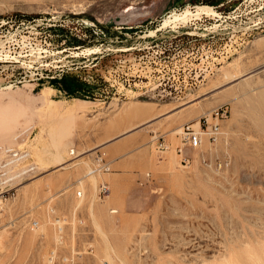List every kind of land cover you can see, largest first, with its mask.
<instances>
[{
    "label": "rangeland",
    "instance_id": "1",
    "mask_svg": "<svg viewBox=\"0 0 264 264\" xmlns=\"http://www.w3.org/2000/svg\"><path fill=\"white\" fill-rule=\"evenodd\" d=\"M197 5L214 14L165 24ZM216 108L214 139L176 152L182 127L203 130ZM137 110L149 122L124 133ZM117 138L120 154L165 163L136 179L146 207L132 218L98 207L103 172L88 173ZM4 145L36 169L3 222L38 225H0V264H264V0H0ZM47 196L75 233L63 247Z\"/></svg>",
    "mask_w": 264,
    "mask_h": 264
},
{
    "label": "built area",
    "instance_id": "2",
    "mask_svg": "<svg viewBox=\"0 0 264 264\" xmlns=\"http://www.w3.org/2000/svg\"><path fill=\"white\" fill-rule=\"evenodd\" d=\"M224 111L218 108L214 109L211 113V117L214 119L213 122H208L207 119H203V130L194 129L191 125H184L182 131L179 133L180 143L176 146V152L183 154L184 148L195 149L202 144L203 136L207 135V138L214 139V135L218 133L219 130V120L223 118ZM167 145L164 140L158 141L157 148L159 150L167 149ZM181 161L187 164L188 157H183ZM95 163L92 164V169L88 173L95 172H106L109 170V162L103 157H96ZM36 166L32 162L30 151L24 145L16 146H0V225L2 223H7L9 226H19L20 217L25 215L26 225L29 228H35L38 225V221L35 220L29 212L20 213L17 216L3 222L4 211L6 205L9 202H13L17 198V185L25 179H29L33 176ZM71 195L79 203L85 198V191L79 189H73ZM109 196V187L106 182L101 181L97 187L94 189V201L102 202ZM54 196H47L42 200V204L45 206L47 217L50 224L54 227L57 234L58 247H63L65 242L69 240V236H74L75 233L69 231V217L60 215L57 212L55 204L52 202ZM79 203L76 204L71 212L73 218H75L77 224L81 227L84 221L81 219L78 212ZM110 212L115 213L116 210H110ZM25 222V221H24ZM77 238L79 233H76ZM75 237V236H74ZM90 248V247H89ZM57 255V251L51 252L50 259H53ZM78 252L71 253L70 257H64V260L70 262L74 261L75 256H79Z\"/></svg>",
    "mask_w": 264,
    "mask_h": 264
},
{
    "label": "crops",
    "instance_id": "3",
    "mask_svg": "<svg viewBox=\"0 0 264 264\" xmlns=\"http://www.w3.org/2000/svg\"><path fill=\"white\" fill-rule=\"evenodd\" d=\"M148 117L149 114H145L142 110H137L136 116L132 118L135 120H129V123L124 128L126 130L124 133L148 123ZM61 128L64 130L65 127ZM59 134H65V132L60 131ZM123 140L122 138H117L106 147L108 152L106 161L109 162V170L102 173L101 179L109 187V196L102 202L97 203H99V208L102 210L108 209L109 213H112L110 210H116L115 213L119 211L118 217L132 218L136 216L139 210L146 207L143 196L147 192L146 186L138 187L136 179L139 177L144 179L145 170L150 172L158 166L163 168L165 163H163V160L159 161V163L153 162L145 150L140 153L141 162L137 160L136 156L120 154L119 152L127 144V141ZM168 143L171 145L174 142L168 139ZM134 170L139 172L135 173Z\"/></svg>",
    "mask_w": 264,
    "mask_h": 264
},
{
    "label": "bare ground",
    "instance_id": "4",
    "mask_svg": "<svg viewBox=\"0 0 264 264\" xmlns=\"http://www.w3.org/2000/svg\"><path fill=\"white\" fill-rule=\"evenodd\" d=\"M202 14H214V10L212 7L207 5H197L194 10L187 8L183 13H174L172 15V19H165V24L167 25V22L173 21V24L175 25L181 24L186 26L190 20L199 18L200 15L202 16ZM231 80H233V78ZM77 158L78 157L76 156L75 159Z\"/></svg>",
    "mask_w": 264,
    "mask_h": 264
}]
</instances>
